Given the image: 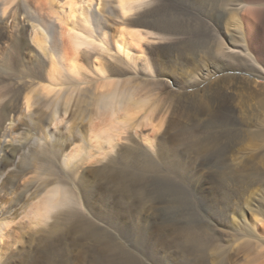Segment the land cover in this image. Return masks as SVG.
Wrapping results in <instances>:
<instances>
[{
	"label": "bare ground",
	"instance_id": "1",
	"mask_svg": "<svg viewBox=\"0 0 264 264\" xmlns=\"http://www.w3.org/2000/svg\"><path fill=\"white\" fill-rule=\"evenodd\" d=\"M75 1L0 0V264H264V209L213 254L199 226L264 176L227 163L229 77L203 86L260 67L264 0Z\"/></svg>",
	"mask_w": 264,
	"mask_h": 264
},
{
	"label": "rangeland",
	"instance_id": "2",
	"mask_svg": "<svg viewBox=\"0 0 264 264\" xmlns=\"http://www.w3.org/2000/svg\"><path fill=\"white\" fill-rule=\"evenodd\" d=\"M65 1L66 0H62V3ZM72 1H75V0H72ZM76 2H77V0L75 1V3ZM76 4H78V2ZM67 5L68 4L63 5L65 9H67L66 8ZM233 23H234V21L231 20L230 24H233ZM148 43H150V44L153 43L152 40H150V38L144 39L141 41L140 46L143 48V52H145L144 49ZM140 46H138V49L142 50V48ZM173 53L175 54V52L173 50L170 51V54L167 56V59L172 64V66L174 68H176V70L179 67H182L183 65H185L184 68L185 67L189 68L188 70H190V72H195V73L199 72L200 62L195 61L193 59L192 56H194V55L190 56V54H196V52H189L190 54L189 53H186V54L182 53L180 55L176 54L175 56H173L174 55ZM184 55H187V57ZM75 58H78V57L76 56ZM260 61H261L259 64L260 67H254V66L247 67V65L248 66H250V65L247 64L245 61L236 60V61H234V63L231 64L232 66L229 65L227 67V69L224 70L225 72H222L223 74L221 73L217 76L216 75L210 76V78H208L205 81V85H203V86H206V84H208V85L212 84V83H214L213 80H216L217 78H220L222 76H227L230 79V82H229V79H221V81L222 80L224 81L221 84L222 85V91L225 94H227V95L229 94L230 96L233 97L232 109L235 111V119H234L235 122H233L234 125L231 123V125H229V126H230V128L238 129L237 131H240V133L242 131V134L240 136L243 135L242 136L243 137L242 142L238 143V144L234 145L233 147H231L230 149H228V151L226 153V155H227L226 158L228 160L227 163L229 164V166H232L235 168L239 165L240 162H242L243 160H245L246 158H248V156H250L252 154L259 153L261 155H264V135H263L264 134V79L261 78L260 76H258L260 74V72H259L260 70L264 71V69H263L264 68V63H263L264 60H260ZM243 62H245L244 64H246L245 68H244ZM178 64H179V67H178ZM192 64H194V65H192ZM237 66H239V67L241 66L242 69L238 68ZM246 67L249 69L245 70ZM236 69H238V71ZM243 69L246 72L245 71L243 72ZM233 71H235V72L233 73ZM238 78H240L241 80H244L245 85L242 81V84L244 85V87L243 88L237 87L236 88L237 91L236 90L232 91L231 88H234V85L237 82L236 80H238ZM246 83H248V84H246ZM223 84H225V85H223ZM239 84H241V83H239ZM246 86H248V87L245 88ZM202 88L203 87H201L199 92H198L199 95L202 93ZM232 92H234V93H232ZM236 114H237V116H236ZM207 160H208V162H206L205 166H211L214 163H216L218 159H217V156H212V157L209 156V158H207ZM202 169H200L198 171V174L203 172ZM257 169H258V171L255 172V173H257V174H255L256 176L259 174L264 175V161H263L262 166H258ZM198 174L196 173V175H198ZM253 176H252V180H251V176H250V180L252 182L249 180V181H246V183L245 182L232 183L233 181L230 180L229 182L232 184H228V181H227L226 182L227 184L225 185V187L220 188L221 192H226L228 194H232V192L234 190H237V188L238 189L241 188L242 185L243 186L245 185L244 187L247 186L246 189L242 193L240 192L238 194V196L233 197L232 199H227V200H229V202L227 200L224 201L223 207L225 208V211L223 213L224 215L221 216L222 219H220V217L217 218L213 214V212H212L213 209L209 210V209H206L203 207L199 210L200 215H201V220H203L201 223H199V226H200L201 230H204L210 236H212V238L210 239V244H211L210 251L212 252V254H213V252H215V250L218 249L219 245H221L223 243H227L228 241L230 242L231 239L233 240L235 238L234 237L235 234H233V233L235 231L237 232L238 228H240V226H242V221H244V220L250 221L251 220L250 214H251L252 209H255V208L256 209H259V208L264 209V206H263L264 205V176H263L262 180H260V181H256L257 177H253ZM213 192L214 191L210 192V196H214L215 192L214 193ZM226 211L229 213H227ZM202 215H203V217H202ZM229 216H232L233 218L229 217ZM231 219H232V221H231ZM216 238H217V240H216ZM220 239H221V241H220ZM225 241H227V242H225ZM168 247H170V248H168V250L170 251L171 246H168ZM141 258H143V259L141 260ZM211 258H212V260L216 259L215 257H211ZM140 260H141L142 264H146L147 260H150V259H148L147 256H145V257L142 256V257H140ZM150 263H152V262H150V261L147 262V264H150Z\"/></svg>",
	"mask_w": 264,
	"mask_h": 264
}]
</instances>
